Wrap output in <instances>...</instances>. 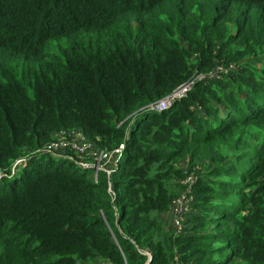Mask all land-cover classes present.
I'll return each mask as SVG.
<instances>
[{"label":"trees","instance_id":"obj_1","mask_svg":"<svg viewBox=\"0 0 264 264\" xmlns=\"http://www.w3.org/2000/svg\"><path fill=\"white\" fill-rule=\"evenodd\" d=\"M0 264H264V0H0Z\"/></svg>","mask_w":264,"mask_h":264},{"label":"rangeland","instance_id":"obj_2","mask_svg":"<svg viewBox=\"0 0 264 264\" xmlns=\"http://www.w3.org/2000/svg\"><path fill=\"white\" fill-rule=\"evenodd\" d=\"M59 141L60 142H57L58 144L59 143H62L58 146V150L59 151H64V150H67L68 152L69 151H72L73 153H75L79 158L81 159H86L85 156H81V155H85V154H88V149L87 150H84L82 151L83 149H81V146L86 142L78 133H72L70 135V138H67V140H64L60 137H58ZM120 153V152H119ZM119 153H116L113 154V156H111L110 158H98L97 161H98V167L101 168V169H104L108 172L112 171L114 169V166H115V161H116V158H117V155H119ZM23 161H18L16 164L18 165L17 168H20L21 165H19L20 163H22ZM85 161H79L78 163H83ZM94 163H92L91 165H93ZM95 175V174H94ZM190 183V180L188 179L186 185H189ZM188 189L186 188L185 189V192L187 191ZM109 191H111V188L109 189ZM190 201H188L187 203V206L184 208L183 210V214L180 215L179 217H176L174 215V206L173 204L171 205L170 209H169V212L165 215L162 216V219L166 225V227H168L169 229H175V228H179L182 226L185 218H186V212H188L190 210Z\"/></svg>","mask_w":264,"mask_h":264},{"label":"built area","instance_id":"obj_3","mask_svg":"<svg viewBox=\"0 0 264 264\" xmlns=\"http://www.w3.org/2000/svg\"><path fill=\"white\" fill-rule=\"evenodd\" d=\"M188 87V86H187ZM187 87L185 86V87H182V88H180L178 91H176L174 94H173V98H175V97H178L179 95H181V94H183L185 91H186V89H187ZM172 98V99H173ZM171 99L170 98H166V99H164V100H162L157 106H156V108H157V110H161V109H163L168 103H170L171 101H170ZM58 142H60V141H58ZM60 144H62V143H51L49 146H47V148H46V150H48V151H51V152H54V153H62L63 151H59L58 149V146L60 145ZM89 147V144L87 143V142H85L82 146H81V149H83L82 151H84V150H87V148ZM123 147H122V145H120V147H119V149L118 150H116L115 151V155H116V153H119L120 152V150L122 149ZM65 151V150H64ZM100 158V157H99ZM99 163H98V161H97V163L96 164H94L95 165V167H96V169H98L99 167V165H98ZM188 179L190 180V182L192 181L191 180V178L190 177H187L186 179H185V184L187 183V181H188ZM188 201H189V198L185 195V194H183V195H181L179 198H177L176 200H174L173 201V206H174V215L176 216V217H179L180 215H182L183 214V210H184V208L187 206V203H188Z\"/></svg>","mask_w":264,"mask_h":264}]
</instances>
